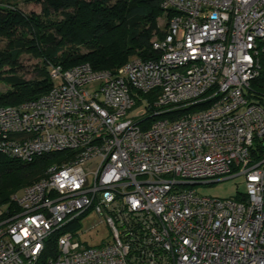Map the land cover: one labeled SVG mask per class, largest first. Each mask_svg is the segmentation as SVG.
Here are the masks:
<instances>
[{
    "label": "built area",
    "instance_id": "obj_1",
    "mask_svg": "<svg viewBox=\"0 0 264 264\" xmlns=\"http://www.w3.org/2000/svg\"><path fill=\"white\" fill-rule=\"evenodd\" d=\"M159 4L170 18L157 58L115 73L53 67L49 93L0 106L3 155H63L12 197L0 264H264V106L248 96L263 70L264 0ZM236 177L237 198L186 189ZM99 225L112 237L90 245Z\"/></svg>",
    "mask_w": 264,
    "mask_h": 264
},
{
    "label": "trees",
    "instance_id": "obj_2",
    "mask_svg": "<svg viewBox=\"0 0 264 264\" xmlns=\"http://www.w3.org/2000/svg\"><path fill=\"white\" fill-rule=\"evenodd\" d=\"M22 3L41 6V13L24 10ZM162 13L159 0H0V84L6 87L0 91V106L17 107L49 93L55 85L53 67L66 72L89 64L94 70L115 73L133 58H157L152 41L161 36ZM25 59L34 63L26 66ZM262 65L248 96L264 106V55ZM62 158L60 153L49 154L24 163L0 152V208L14 209L12 197L41 181ZM57 238L48 241L47 258L56 254Z\"/></svg>",
    "mask_w": 264,
    "mask_h": 264
},
{
    "label": "rangeland",
    "instance_id": "obj_3",
    "mask_svg": "<svg viewBox=\"0 0 264 264\" xmlns=\"http://www.w3.org/2000/svg\"><path fill=\"white\" fill-rule=\"evenodd\" d=\"M24 10L26 11H35L38 13H41L42 7L39 5L34 4H25L22 3L20 5ZM169 16L167 17L166 14L162 13L161 16L158 18V28L160 31L161 36H155L153 38V41L162 39L164 34L166 33L168 26H169ZM24 63L26 66H31L32 61L29 59H25ZM97 86V84H92L88 86L90 89H94ZM6 87L0 84V91H5ZM141 109V103L138 102L134 111L137 113ZM186 189H192L197 191V193L201 196H207V197H213V198H220V199H230V198H237L241 194L246 193V183L244 181V178L242 177H236V178H228L227 180L217 182L214 184L209 185H196L192 187H187ZM8 209L7 206H3L0 208V216L6 212ZM91 221H88V225H94L99 224L100 221L96 219L95 217H90ZM87 241L90 245L96 246L100 245L102 242V239L109 240L111 239V234L109 230L104 225H99L97 230H92L88 236H86ZM91 237V238H90Z\"/></svg>",
    "mask_w": 264,
    "mask_h": 264
}]
</instances>
